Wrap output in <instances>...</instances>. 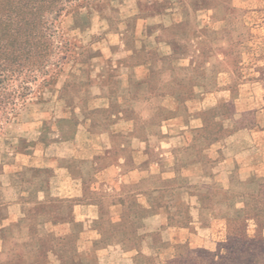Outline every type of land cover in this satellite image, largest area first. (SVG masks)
Wrapping results in <instances>:
<instances>
[{
	"label": "rangeland",
	"instance_id": "1",
	"mask_svg": "<svg viewBox=\"0 0 264 264\" xmlns=\"http://www.w3.org/2000/svg\"><path fill=\"white\" fill-rule=\"evenodd\" d=\"M103 1L84 2L56 22L49 37L54 55L64 57L55 67L61 70L58 78L31 95L0 128V217L7 205L18 216L1 233L0 264H264V0H110L105 6ZM121 35L128 36L132 47L135 35H203L195 70L190 63L172 75L201 78L205 86L200 95L216 89L217 82L222 88L220 103L207 110L198 145L214 143L211 153L228 158L234 165L231 181L227 184L226 178L217 177L210 188L189 186L199 197L193 209L186 200L171 202V220L189 230H183L177 236L182 241L173 240L174 247L166 250L157 247L163 241L160 234L142 232L146 213L131 201L118 220L117 215L110 216L108 205L103 206V215L92 222L100 239L90 244L94 233H80L82 225L71 214L72 202L51 194L56 183L52 180L47 189L38 190L34 179L43 173L51 176V170L28 167L13 151L23 148L16 142L25 133L22 119L32 127L43 117L48 123L61 115L72 117V122L86 116L100 119L103 106L83 102L93 79L87 81L83 70L75 71L79 82L70 74L79 66L86 71L120 64L117 56L104 52H120ZM142 43L143 39L137 41ZM173 60L185 62L178 56ZM117 75L112 72L116 89ZM70 127L66 121L58 125L64 131ZM24 143L21 146L28 144ZM242 175L247 178L242 180ZM46 190L49 198L38 199V193ZM68 222L73 223L72 231Z\"/></svg>",
	"mask_w": 264,
	"mask_h": 264
},
{
	"label": "crops",
	"instance_id": "2",
	"mask_svg": "<svg viewBox=\"0 0 264 264\" xmlns=\"http://www.w3.org/2000/svg\"><path fill=\"white\" fill-rule=\"evenodd\" d=\"M202 36L135 35L132 47L128 45V36L121 35L123 49L104 52L117 56L122 60L120 64L99 65L86 71L79 69L80 66L73 69L86 72L87 81L93 79L83 102L103 106L100 119L86 116L72 122V117L61 115L48 123L43 117L34 123L35 127L22 119L20 127L25 133L19 134L16 142L28 144L20 145L23 148L14 149V153L28 167L51 170V176L43 173L34 179L38 190L47 189L52 180L56 183L51 194L54 199L72 202L71 214L74 222L82 225L80 233H94L90 244L100 239L99 230L92 222L103 215V206L108 205L110 216L117 215L118 220L131 201L146 213L142 217V232L160 234L163 241L157 247L170 249L174 247L172 241L181 240L177 236L189 230L187 225L171 220L174 214L171 202L186 200L193 209L199 197L189 191V186L210 188L219 180L217 177L226 178L227 184L231 181L234 165H229L228 158L222 160L211 153L214 143L198 145L204 134L207 110H214L221 101V85L217 82L216 89L200 95V89L205 86L201 78L172 75L190 63V69L195 70L197 57L203 51ZM141 39L142 46L137 44ZM175 56L185 62L176 63ZM115 71L119 78L117 89L112 81ZM76 72L70 77L79 82ZM64 84L65 81L57 86ZM181 87L189 89L188 92L176 91ZM112 102L120 106L112 109ZM62 121L72 124L69 131L58 128ZM246 176L242 175V180ZM47 191H40L38 199L49 198ZM190 213L194 215L193 210ZM17 220L18 216L7 205L6 213L0 217V257L3 255L1 233ZM72 224L67 223L68 230ZM165 232L172 235L166 238Z\"/></svg>",
	"mask_w": 264,
	"mask_h": 264
},
{
	"label": "trees",
	"instance_id": "3",
	"mask_svg": "<svg viewBox=\"0 0 264 264\" xmlns=\"http://www.w3.org/2000/svg\"><path fill=\"white\" fill-rule=\"evenodd\" d=\"M98 1L0 0V128L31 95L58 78L61 70L55 67L64 57L54 55L49 37L56 22L80 4Z\"/></svg>",
	"mask_w": 264,
	"mask_h": 264
}]
</instances>
